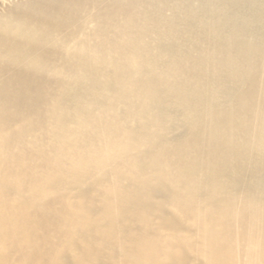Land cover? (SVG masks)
<instances>
[{
	"label": "bare ground",
	"instance_id": "6f19581e",
	"mask_svg": "<svg viewBox=\"0 0 264 264\" xmlns=\"http://www.w3.org/2000/svg\"><path fill=\"white\" fill-rule=\"evenodd\" d=\"M0 264H264V0L6 3Z\"/></svg>",
	"mask_w": 264,
	"mask_h": 264
},
{
	"label": "rangeland",
	"instance_id": "374dc122",
	"mask_svg": "<svg viewBox=\"0 0 264 264\" xmlns=\"http://www.w3.org/2000/svg\"><path fill=\"white\" fill-rule=\"evenodd\" d=\"M10 1H12V0H0V12L4 8V5H6V3L10 2Z\"/></svg>",
	"mask_w": 264,
	"mask_h": 264
}]
</instances>
